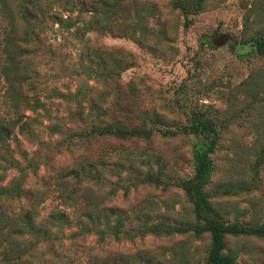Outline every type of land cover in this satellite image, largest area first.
Here are the masks:
<instances>
[{
	"label": "rangeland",
	"instance_id": "rangeland-1",
	"mask_svg": "<svg viewBox=\"0 0 264 264\" xmlns=\"http://www.w3.org/2000/svg\"><path fill=\"white\" fill-rule=\"evenodd\" d=\"M3 1H0V122L14 116L17 99L19 109L30 117L37 135L32 140L15 128L11 136L18 138L19 144L11 138L8 147L15 151L16 159L23 162L16 151L19 148L31 154L38 147L44 155L46 150L37 140L54 142L59 137L48 134L45 127L50 122L59 119L70 128L76 127L69 116L79 99L84 115L90 114V101L96 100L97 105L108 109L106 115L113 114L128 125L138 124L153 114L161 120L148 123L156 129L150 139L97 138L90 149L83 151L80 146L70 152L50 154V161L42 163L36 173L29 172L23 183L26 190L46 191L40 199L43 201L37 221L51 208L66 207L57 195L61 172L76 162L88 161L110 183L80 181L83 187L87 186L88 201L96 211L100 212L102 206H113L121 209L131 223L138 220L139 214L151 222L163 220L182 225L192 222L191 203L180 183L193 175L194 154L205 146V134L162 133L166 128L177 129L188 124L192 113L200 111L215 121L220 133L217 150L212 155L211 182L206 187L210 202L228 220L241 214L238 219L242 222H264V163L258 173L262 179L258 189L245 191L239 187L242 180L250 178L254 148L261 142L257 138L264 133V127L257 126L264 122V102L258 110L251 109L245 103L247 99L242 101L244 94L238 88L251 74L256 76L254 80L259 76L264 82V57L255 55L254 47L244 43L257 29L264 30L261 26L264 22L256 23L253 14L250 27L243 25L247 7L252 2L261 7L264 0H206L203 10L191 16L188 26H184L183 15L172 8L170 0H124L127 11L132 13L135 6H140L144 16L138 40L126 35L135 26L132 17L113 23L119 26V31L99 28L102 32L92 30L83 39L76 38L72 34L74 27L68 29L52 21L46 11L73 20L80 4L71 13L57 4H49L48 8L46 1L34 0L30 10L34 9L36 20L27 17L33 34L21 44L18 39L22 38L27 23L20 17L16 0ZM94 1L98 11H87L82 17L93 15L91 19L96 20L101 9L100 0ZM41 17L44 22H40ZM98 26L102 25L98 23ZM228 39L233 41L231 45L227 44ZM16 44L26 46L25 53H19ZM8 48L10 54L13 50L11 55L17 56L16 62L6 55ZM22 57L25 59L21 60ZM53 88L80 93L77 98L65 100L51 96ZM33 103L36 105L30 110L28 105ZM82 117L78 119L80 124L89 125ZM84 154L90 155V159H84L87 157ZM129 162L142 170L161 169L162 182L124 193L118 184H130L129 178L120 181L117 173L120 170L121 175H127ZM104 165H108L106 171ZM18 172L16 168L1 171L0 184L8 183ZM68 180H71L67 181L68 187L77 183L71 175ZM26 205L24 197L5 201L7 209L3 212L8 216L5 221L16 223ZM75 228L66 226L62 234L51 229L59 239L50 247L47 242H38L35 249L22 255L23 264L27 261L28 264H102L107 257L116 258L114 263L123 260L129 264H208L207 233L196 236L189 230L133 239L107 236L100 241L95 233L67 237ZM9 229L8 226L5 230ZM225 251L236 256L237 264H264V237L227 236Z\"/></svg>",
	"mask_w": 264,
	"mask_h": 264
},
{
	"label": "trees",
	"instance_id": "trees-1",
	"mask_svg": "<svg viewBox=\"0 0 264 264\" xmlns=\"http://www.w3.org/2000/svg\"><path fill=\"white\" fill-rule=\"evenodd\" d=\"M3 1V0H0ZM6 1V0H5ZM18 3V12L21 19L27 23L22 38H19L21 43H25L28 37L33 34L30 23L27 22L30 18L35 17L34 9L30 10V6L33 7L34 0H16ZM49 4H57L59 7H63L66 11L73 12L77 4H80L81 8H78L77 16L75 19L63 18L58 14H49L46 11V15L52 21L63 25L66 28L74 27L72 32L76 38L83 39L88 32L98 30L103 31H119V26H115L113 23L117 20L134 18V27L126 35L138 40V31L143 22L144 16L141 15L140 6L133 8V12L127 11V8L123 6L124 0H100V11L95 18L91 15L89 18L82 17L81 14L87 11H98V8L94 4V0H43ZM253 1V0H252ZM4 2V1H3ZM206 0H170L172 8L178 9L184 17V26H188L193 15L201 12L204 8ZM128 13V14H127ZM256 16V23L264 22V3L259 7L252 2L246 9L244 14L243 25L245 28H249L251 23V15ZM28 17V18H27ZM36 20V18H34ZM40 22H44L43 17L40 18ZM80 22V24H77ZM98 23L102 26H98ZM254 23V19H252ZM262 27L264 25H261ZM102 32V31H101ZM244 43H249L254 47V54L260 57H264V30L259 28L256 30L255 35L251 36ZM16 46L20 49V52L25 53L26 46ZM11 48V47H10ZM6 50V55L9 56V60L16 62V55H11L9 49ZM25 59L22 57L21 60ZM20 60V61H21ZM256 76L249 75L239 85V91L244 94L242 101L248 102L249 106L253 110H258L263 107L264 102V82L261 81V77L258 76L257 80H254ZM6 78L9 79L6 72ZM80 91L75 93L62 92L53 88L50 92L51 96L63 97L65 100H71L77 98ZM82 97H86L84 93ZM87 98V97H86ZM89 106L90 114H83L82 105L80 99L77 102V108L71 112L69 119L74 124V128H70L63 124L59 119L54 122H50L45 128L49 135H58L59 137L51 142L50 140H37L39 144L43 145L46 152L42 155V151L37 147L32 153H28L25 149L19 148L16 150L20 160L15 158V151L8 147V139H14V135L11 136L15 128H18L20 134L29 135L32 140L37 139V135L32 130V122L28 115L24 114L19 109V101L16 99L14 102V116L3 119L0 122V172H6L11 169H17L18 175L13 176L8 183L0 184V255L1 264H23L25 260L22 256L28 253L30 250L35 249L38 242L45 243L49 247L58 240L59 237L52 233L54 230H59L62 234L63 228L66 226H76L75 230L67 235L69 238H76L84 236L89 233H95L100 241H103L107 236H112L116 239L120 238H136L137 236H144L146 234L155 235H169L175 232H185L191 230L196 236H200L203 233L208 234L209 244L207 247L206 261L208 264H237L236 256L232 253L225 251L226 237L238 236V235H254L258 237H264V222L259 221H246L242 222L238 219L241 214L235 216V219L228 220L223 217L219 209L213 206L210 202V195L206 190V187L211 182L212 171L214 170V162L212 155L216 152L220 133L215 121L206 116L204 112L192 113L189 123L179 126L177 129L166 128L163 131V135H175L178 132L181 133H196L205 134L206 142L202 150L194 154V173L193 175L182 181L180 186L184 190L186 199L191 203V211L193 215L192 222L189 224H169L166 221L159 220L151 222L144 214L140 215L137 221L131 223L127 220L126 216L122 214L121 209L113 206H102L101 211H96L94 207L90 206L88 201L89 190L87 186L83 187L80 181H90L93 184H105L109 183V180L105 177L102 171L94 168V164L86 161L76 162V165L67 168L59 175L60 184L59 194L66 205L65 208H51L45 216L41 217L37 221L39 209L42 201L40 200L42 195H46V191L42 190H26L23 188V183L29 172L36 173L39 166L42 163L50 161V154L53 152L72 151L80 146H83V151L90 149V144L97 138H113L116 140H134V139H150L155 128L148 126V123L156 124L161 122L159 115L153 114L149 118H143L138 124L128 125L122 120L116 118L113 114L106 115L108 109L105 106L97 105L96 100H91ZM37 104V102H36ZM36 104H29L28 108L33 110ZM39 105V104H38ZM42 105V104H41ZM82 117V121H88L90 124L82 126L79 122V117ZM91 118V119H90ZM30 119V120H29ZM79 119V120H78ZM257 126L264 127V122L257 124ZM260 133V132H259ZM261 141L254 148L255 160L250 165V178L248 181L242 180L239 187L245 191H251L258 189L261 186V177H259V169L264 163V133L257 138ZM17 144H19L18 138H15ZM7 145V146H6ZM5 146V147H4ZM85 153V152H84ZM86 155V154H84ZM84 159H90V155H86ZM103 161H100L102 163ZM120 166L121 164H117ZM108 165H104L105 171ZM120 168V167H119ZM115 169V168H114ZM127 175H121L117 173L120 181L124 178H129L130 184H122L120 187L124 193H127L131 188H137L139 186L146 185H159L162 182L161 169L157 172H153L146 168L140 169L129 162L127 166ZM112 170V169H111ZM75 180L76 184H71L68 187V176ZM66 178V180H65ZM1 179V177H0ZM84 190L81 191V188ZM111 188V187H110ZM55 189V188H53ZM57 190V189H55ZM114 192V189H110ZM36 191V192H35ZM27 198V205L23 207L22 211L18 214L16 223L6 222L7 215L4 212L7 207L5 201ZM137 208H134L136 210ZM140 210V209H138ZM95 211V213L93 212ZM36 217V219H35ZM39 221L41 223H39ZM9 226V230L7 229ZM53 234V235H52ZM25 235V236H24ZM19 251V252H17ZM116 258H105L102 264H129L126 261L120 263H114ZM28 264V261H27ZM29 264H35L29 262Z\"/></svg>",
	"mask_w": 264,
	"mask_h": 264
},
{
	"label": "water",
	"instance_id": "water-1",
	"mask_svg": "<svg viewBox=\"0 0 264 264\" xmlns=\"http://www.w3.org/2000/svg\"><path fill=\"white\" fill-rule=\"evenodd\" d=\"M233 41L231 39H228L227 44L231 45Z\"/></svg>",
	"mask_w": 264,
	"mask_h": 264
}]
</instances>
